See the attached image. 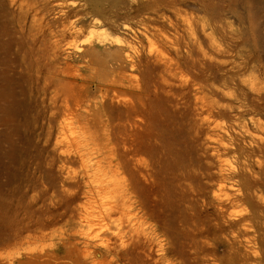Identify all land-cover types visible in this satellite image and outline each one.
I'll list each match as a JSON object with an SVG mask.
<instances>
[{"label":"rangeland","instance_id":"1","mask_svg":"<svg viewBox=\"0 0 264 264\" xmlns=\"http://www.w3.org/2000/svg\"><path fill=\"white\" fill-rule=\"evenodd\" d=\"M68 1L80 0H29L48 31L84 25L61 43L55 65L66 76L46 90L26 84L20 133L0 124V264H194L202 242L201 264H242L248 255L254 260L246 264H264V0H105L107 23L89 6L65 9ZM97 37L124 41L127 50L74 53ZM138 52L142 60L126 59ZM138 83L148 171L136 176L132 195L126 112ZM173 161L189 172L174 171L171 198L186 195L201 219L184 225L189 237L181 232L184 204L158 205ZM177 175L192 177L190 187L178 186ZM112 180L123 188L97 192ZM245 180L260 181L249 194L262 200L261 212L246 198ZM90 206L104 218L98 238L86 222ZM159 216L173 237L178 232L177 255L164 260ZM144 233L153 240L145 254L142 242L128 246L131 234ZM231 240L236 258L226 255Z\"/></svg>","mask_w":264,"mask_h":264},{"label":"bare ground","instance_id":"2","mask_svg":"<svg viewBox=\"0 0 264 264\" xmlns=\"http://www.w3.org/2000/svg\"><path fill=\"white\" fill-rule=\"evenodd\" d=\"M118 1V0H114ZM105 0H80L78 2L68 1L63 6L65 9H72L78 6H89L92 15L102 19L105 23L109 22V11L103 7ZM156 2V0H153ZM115 4V3H114ZM34 13V8L30 5L29 0H0V124L12 127L13 133L18 135L21 128L28 123V120L22 114L17 112V108L22 104L24 100L29 97L30 90L26 87L29 82L43 84V90H46L53 80H59L64 78L66 73L64 70L59 69L55 64L58 59V55L61 50V43L65 40L68 32H71L78 26L84 25V22L80 19L76 23L66 26L64 23L60 25L57 30L48 31L43 23H39ZM139 13L134 15L138 16ZM131 12L127 13V16L122 19L124 22L131 20ZM135 19V18H133ZM60 19H55V23H59ZM93 26L98 24L97 20L91 22ZM84 46H88L91 49L99 48L103 49L105 46H109L110 49L117 48L118 51L123 52L127 50L124 41L112 40L105 37H97L96 39L87 40L80 47L74 48L75 54H83L85 52ZM139 54V55H137ZM134 55L126 56L127 60H142L143 54L138 52ZM82 56H80L81 58ZM144 58V57H143ZM120 81V80H119ZM118 82V81H117ZM131 83V82H130ZM133 91L138 95L136 104L129 105L126 112L127 121V157L129 164V177H130V194H136V176L145 177V173L148 171V166L143 160L145 154V148L143 147L144 136L148 134L147 126L144 122L143 104L141 101L142 87L140 84H134ZM51 114H53L51 112ZM252 144L257 147V151L254 153H261L262 142L261 139H251ZM239 147V146H238ZM240 150V147H239ZM244 169L250 171L249 165L244 163ZM179 171L182 175L189 172L188 165L184 162L173 161L170 168L165 170V176L169 179V183L163 188L161 199H159L158 205L161 208L164 207H176L180 203L184 204V223L182 220L180 224L194 226V223H190L192 219L200 225L201 219L197 218L194 214L195 208L192 203L187 200V196L183 195L179 199L171 198V188L173 185L174 171ZM192 177L183 176L182 179L177 177L175 181L177 185H185L190 187V181ZM260 181L250 183L245 180L243 187L247 193L246 198L249 199L254 212H261L262 200H253L250 196V192L257 190L261 185ZM113 186L116 191L122 189L123 186L116 180L108 181L104 186H98L97 192L103 193L109 186ZM115 191V192H116ZM249 194V195H248ZM254 194V192H253ZM87 205H91L95 198L91 197ZM95 203V202H94ZM86 222L90 228V231L94 234V238L100 236V230L103 228L104 218L101 220L95 217V212L92 210V206L84 208ZM189 211L190 214L188 213ZM109 213L106 214L108 216ZM192 216V217H191ZM98 218V219H97ZM97 223H94L95 220ZM244 218L240 219V221ZM206 220H203V223ZM158 223V230L163 233V236L168 237V248L165 249L163 244L159 246V252L161 255L160 260H164L170 254L177 255L176 250V235L173 237L171 227L167 224V221L159 216L156 220ZM183 223V224H182ZM231 223V222H230ZM228 223V224H230ZM196 225V226H197ZM185 228V230H184ZM181 229L187 237L189 226ZM202 236V234L200 233ZM193 239V238H191ZM152 238H149L147 233H144L142 237L131 234L129 237L128 246H137L139 243H143L144 246L139 249L143 254L146 253L145 247L148 243H152ZM228 245L231 248L226 255L231 258L238 256L235 251L234 241H228ZM207 243L202 242L200 245L195 246V256L193 258L194 264H201V253L207 251ZM206 256V255H204ZM148 262H151L149 254L146 255ZM253 261L254 256L248 255L247 258L242 259V264H246V261ZM190 264V263H189Z\"/></svg>","mask_w":264,"mask_h":264}]
</instances>
